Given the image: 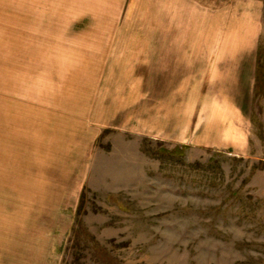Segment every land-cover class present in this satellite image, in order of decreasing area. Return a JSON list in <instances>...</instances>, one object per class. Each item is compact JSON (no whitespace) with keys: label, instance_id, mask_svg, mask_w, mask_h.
I'll list each match as a JSON object with an SVG mask.
<instances>
[{"label":"rangeland","instance_id":"1","mask_svg":"<svg viewBox=\"0 0 264 264\" xmlns=\"http://www.w3.org/2000/svg\"><path fill=\"white\" fill-rule=\"evenodd\" d=\"M142 2L0 0V264H264V5L215 77L156 68Z\"/></svg>","mask_w":264,"mask_h":264},{"label":"crops","instance_id":"2","mask_svg":"<svg viewBox=\"0 0 264 264\" xmlns=\"http://www.w3.org/2000/svg\"><path fill=\"white\" fill-rule=\"evenodd\" d=\"M143 4L150 5L149 16L153 34L155 31L157 36V32L160 31L165 37L164 45L156 44L151 47L150 60L156 63L157 69L164 67L201 69L204 71L203 76L206 75V70H214L209 71L208 74L215 77H229L228 72L225 74L221 70L243 68L246 62L248 68L252 69L256 52L254 38L260 30L257 24L260 19L252 15L253 9L250 12L244 9L248 13L239 17V9L249 4L258 6L259 10V6L264 5V0H148V3ZM156 21L157 23L154 24ZM161 22L163 24L159 25ZM162 26L165 34L160 30ZM250 74L249 78L252 77ZM177 83L179 86L176 91L183 99L188 96L189 100L196 101V96L189 97L193 92L195 95L198 93L197 88H188L189 80H181ZM193 83L198 84L200 81ZM172 90L174 95L175 88ZM169 100L173 102L174 97ZM195 104L190 106L189 111L197 107ZM171 105L168 113L171 116L168 115L167 122L173 123L174 130L182 128V138L191 141L189 138L195 127L194 121L192 124L190 114L182 111L177 114L180 118L174 124ZM182 105L184 104L178 105L180 109ZM200 132L194 138L195 143L210 146L206 144V130Z\"/></svg>","mask_w":264,"mask_h":264}]
</instances>
